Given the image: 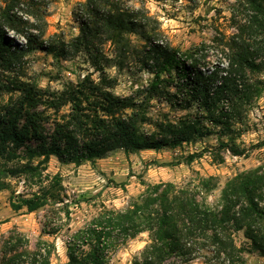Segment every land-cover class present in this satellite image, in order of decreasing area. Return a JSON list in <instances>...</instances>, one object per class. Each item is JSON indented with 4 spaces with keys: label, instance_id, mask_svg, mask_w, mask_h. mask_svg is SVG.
<instances>
[{
    "label": "trees",
    "instance_id": "trees-1",
    "mask_svg": "<svg viewBox=\"0 0 264 264\" xmlns=\"http://www.w3.org/2000/svg\"><path fill=\"white\" fill-rule=\"evenodd\" d=\"M22 4L27 5L26 16L15 11ZM46 7L42 0L0 1V67L5 71L20 67L26 52L41 50L61 67L84 54L92 71L59 88L19 79L5 85L0 80V91L17 94L0 105V192H10L14 212L33 213L50 206L55 214L64 210L70 215L60 176L45 173L52 157L80 166L95 164L117 150L130 155L177 149L211 136L216 138L211 153L218 163L225 161L223 152L248 156L239 140L250 130L249 111L264 94V78L259 76L264 72V0L236 1L235 32L214 38L224 47L225 63L211 70L201 69V58L206 56L199 53L204 45L182 57L151 28L146 9L126 0L78 3L74 14L80 32L69 42L45 40L39 23H45ZM7 31L25 38V45L13 47L15 40ZM133 35L140 44L133 42ZM134 56L152 79L130 95H118L119 79L109 70L123 72ZM155 100L186 113L173 118L157 110L153 117L150 109ZM255 146L251 148L260 145ZM208 151L191 152L177 164L191 165ZM22 178L28 186L37 185V191L18 193L13 183ZM143 185V193L124 209L104 207L69 237L67 264H111L122 246L143 233L149 243L132 264H168L172 258L237 264L242 261L235 240L239 232L264 256L263 170L236 174L222 188L218 177L200 174L182 184ZM217 190L220 195L211 203L209 198ZM51 221L45 224L47 235L61 228L51 227ZM54 253L53 243L39 239L31 248L27 236L15 230L0 241V264H51Z\"/></svg>",
    "mask_w": 264,
    "mask_h": 264
},
{
    "label": "rangeland",
    "instance_id": "rangeland-1",
    "mask_svg": "<svg viewBox=\"0 0 264 264\" xmlns=\"http://www.w3.org/2000/svg\"><path fill=\"white\" fill-rule=\"evenodd\" d=\"M1 1V0H0ZM47 6L45 23H39L45 30V40L71 41L79 35L80 24L74 11L78 3L85 0H42ZM237 0H126L128 5L136 8H145L151 17V28L157 29L164 45L178 49L182 57L185 53L196 47L205 46L200 51L201 69H212L216 65L225 63L224 47L214 42L215 37H228L235 32L232 19L233 8ZM15 11L19 15H27V5H20ZM8 37L15 40L12 46L22 47L25 38L7 31ZM135 44H140V39L133 35ZM136 56L130 58L123 72L115 68L109 70L111 75L117 76L119 85L115 89L118 95L126 96L136 91L139 87L147 86L152 75L143 71L137 62ZM64 66H59L53 57L41 50L26 52L21 59L20 67L5 71L0 67L1 83L7 85L10 80L19 79L22 82H37L41 87L59 88L67 80H76L80 75L92 68L84 54L74 56L64 61ZM175 75V73H174ZM264 78V72L259 75ZM94 77H98L96 73ZM174 91V89H172ZM9 94L0 91V105L9 102ZM157 110L169 112L171 117L183 115L186 112L172 111L165 102H153L150 113L153 117ZM195 110V108H194ZM193 112V109L192 111ZM250 130L241 140L248 149L247 157L232 156L223 152V163L215 161L211 147L217 145L215 136L205 138L201 142L184 144L182 148L160 150H144L126 155L122 150L114 151L106 158L98 160L95 164L89 162L80 166L62 164L56 157H52L45 172L51 177L59 175L64 187V203L68 204L70 215L64 210L55 214L52 207H45L36 212L28 213L26 210L14 212L9 204V191L0 192V241L9 232L15 230L27 236L31 248H34L39 239L47 240L55 245V253L51 264H67L66 244L69 237L77 230L89 224L104 207L108 209H124L133 199L140 196L145 184L159 182H174L182 184L184 181L197 176H216L220 179L222 188L228 179L236 174L246 171L261 169L264 171V94L249 113ZM238 141V143H240ZM260 145L257 148L255 145ZM208 149L204 157L191 165L181 162L183 156L194 151ZM250 148V149H249ZM13 188L17 192L31 193L37 191L38 186H28L24 179H16ZM220 195V190L215 191L209 198L215 202ZM62 207L61 205H59ZM52 220L51 227L60 226V231L54 235L44 233L45 224ZM54 225V226H52ZM236 244L241 248L242 261L237 264H264V256L251 248L250 242L244 237L243 232L235 235ZM149 243V236L143 233L136 239L122 246L112 257L111 264H132L134 258ZM168 264H203L196 259L183 262L172 258ZM220 264H229L228 262Z\"/></svg>",
    "mask_w": 264,
    "mask_h": 264
}]
</instances>
